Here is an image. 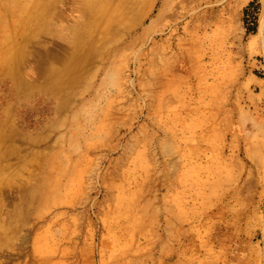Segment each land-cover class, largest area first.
<instances>
[{
    "label": "rangeland",
    "instance_id": "obj_1",
    "mask_svg": "<svg viewBox=\"0 0 264 264\" xmlns=\"http://www.w3.org/2000/svg\"><path fill=\"white\" fill-rule=\"evenodd\" d=\"M103 1L0 59V264H264V0Z\"/></svg>",
    "mask_w": 264,
    "mask_h": 264
},
{
    "label": "bare ground",
    "instance_id": "obj_2",
    "mask_svg": "<svg viewBox=\"0 0 264 264\" xmlns=\"http://www.w3.org/2000/svg\"><path fill=\"white\" fill-rule=\"evenodd\" d=\"M105 2L103 0H0V17L10 16L6 28L11 31L9 35L11 39L1 44V65L6 71L13 72L18 77H23L25 74L36 76L41 65L45 67L41 68L43 74L45 71L51 72L62 64L71 52L69 44L73 41L78 42L82 26L87 23L91 26L96 24L98 14L104 9ZM49 6H53L54 9L47 11L46 7ZM31 24L34 25L35 32L41 34L40 41L38 39V43L34 42L33 45L36 53L34 51L32 53L38 59V64H35L37 61L32 64L26 58L33 36ZM49 44L53 47L44 52V47ZM74 44L78 45V43ZM21 69H26L28 73L24 74ZM51 189L54 190L52 187Z\"/></svg>",
    "mask_w": 264,
    "mask_h": 264
}]
</instances>
